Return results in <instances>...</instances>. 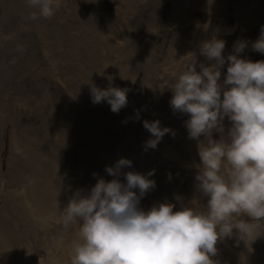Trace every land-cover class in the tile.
<instances>
[{
  "label": "rangeland",
  "instance_id": "obj_1",
  "mask_svg": "<svg viewBox=\"0 0 264 264\" xmlns=\"http://www.w3.org/2000/svg\"><path fill=\"white\" fill-rule=\"evenodd\" d=\"M157 1L61 0L52 18L33 21L34 9L25 0H0V264H68L72 255L60 244L65 238L74 240L79 225L66 228L62 210L77 189L87 195L99 178L112 180L105 168L120 158L132 161L122 173L147 176L154 170L148 178L156 187L141 198L143 210L169 199L174 211L187 204L206 211L208 198L197 190L195 179L201 163L198 141L188 138L184 125L188 115L173 112L168 87L190 65L196 63L200 71V64L213 63L200 55L199 46L214 35L226 42L225 57L235 54L234 44L244 40L248 45L239 57L264 60V53L252 50L264 26V0H164L162 8H155ZM193 11L207 16L192 19ZM143 18L146 23L157 22L136 31ZM169 24H173L167 29L170 35L156 34L155 25ZM130 38H138L141 47L125 43ZM134 63L145 67L141 74L151 80L159 71L168 75L169 81L160 82V93L145 98L143 91L133 93L144 87L136 84L135 70L140 68H132ZM227 66L226 60L220 83ZM108 76L113 77L111 82ZM93 84L131 90L128 132L121 129L123 108L112 114L106 101L109 109L93 104ZM148 88L153 89L152 82ZM97 110L115 118L107 136L113 154L107 159L101 157V144L91 137L105 121ZM145 120H159L161 128L176 135L165 134L155 149L145 151V142L154 139L143 126ZM230 127L225 117V138ZM220 136L213 131V139ZM119 179L126 183L123 175ZM233 233L218 242V254L212 259L219 264H264V236L251 244L250 252L243 241L237 243L236 229Z\"/></svg>",
  "mask_w": 264,
  "mask_h": 264
},
{
  "label": "clouds",
  "instance_id": "obj_2",
  "mask_svg": "<svg viewBox=\"0 0 264 264\" xmlns=\"http://www.w3.org/2000/svg\"><path fill=\"white\" fill-rule=\"evenodd\" d=\"M25 2L34 9L30 12L33 21L50 19L61 7V0ZM225 43L215 35L202 41L200 55L213 63L200 64V71L196 63L190 65L168 87L173 93V112L188 115L184 121L188 138L198 141L201 163L195 179L197 190L208 198L206 211L191 206L174 211L175 205L167 202L143 210L141 198L156 187L148 178L154 170L147 176L122 173L132 161L120 158L105 168L112 180L99 178L87 195L77 189L62 210L66 228L79 225L71 264H219L212 259L218 254L217 244L231 238L234 229L237 243L243 241L250 252L251 244L264 236V60L240 58L248 45L244 40L234 44L235 54L225 57ZM252 50L264 53V26ZM226 60V77L220 83ZM107 79L111 82L113 77ZM129 91L93 84L92 102L106 101L118 114L128 104ZM225 117L231 122L227 138ZM143 126L154 137L145 142V151L155 149L165 134L176 135L170 128H161L159 120H145ZM214 130L221 134L219 140L213 139ZM121 175L126 183L120 181Z\"/></svg>",
  "mask_w": 264,
  "mask_h": 264
},
{
  "label": "bare ground",
  "instance_id": "obj_3",
  "mask_svg": "<svg viewBox=\"0 0 264 264\" xmlns=\"http://www.w3.org/2000/svg\"><path fill=\"white\" fill-rule=\"evenodd\" d=\"M177 1H180V0H177ZM164 0H158L157 3H156V6L155 8H162L164 5ZM204 16H207V13L206 12H203V13H200L198 11H193L191 14H190V18L192 19H203ZM157 21H154L152 23H146L144 21V18L140 20L139 24L136 26V31H143V30H146V26H148L149 24H156ZM133 27H134V24H133ZM156 31V34L157 33H161V34H164L165 36H167L168 34L170 35L171 31L170 30H167V29H173V24H169L168 26H165V27H162L161 25H155V28H154ZM147 32V31H146ZM157 36V35H156ZM143 37H146V35H143ZM148 37L150 39H153L155 38L154 35H148ZM139 39L138 38H135V39H126L125 43H128L129 45H132L134 43V45L138 46V47H141V44L139 45ZM153 58L155 62H157V59L156 58H159V56H154ZM153 60V59H152ZM132 68H140V69H136L135 70V73H136V76H137V82L136 84L139 85V84H144V87H141V86H138L136 89L133 90V93H136L138 90L143 91V98L147 97V96H150V97H154L156 95V93H160L163 88L162 86L160 85V82L162 80L164 81H169V77L168 75L166 74V76L163 73V71H159V73L151 80L150 79V76H146V75H142V73H144L146 71V68L145 67H142V66H139L137 63H134L133 65H131ZM166 80H165V79ZM149 82H152L153 83V89H150L148 88V83ZM72 88V86H70ZM74 91V90H73ZM72 93V92H71ZM75 93V92H73ZM131 93V90L127 93V96H129ZM76 94H74L75 96ZM97 107L99 108H102V109H109L108 105L106 102H101L100 104H96ZM89 107L91 108L90 110L91 111H95L93 109V106H90ZM99 111V110H97ZM100 112V115L105 119V121L103 123H100L98 125V127L94 130V135L91 136V137H94V139H97L95 140L97 143L101 144V147H102V150H101V157L102 158H109L112 156L113 154V149L112 147L110 146H107L109 144H107V136L110 135L112 133L111 129H112V122L115 120L114 117H112L110 114V116L104 112V111H99ZM112 112V111H111ZM113 114V112H112ZM130 115H131V112L130 110L128 109V106L124 107L123 108V111L120 112V117L122 118L123 122L125 123V119L126 117L128 119H130ZM117 120H120V119H117ZM121 121V120H120ZM123 123V124H124ZM121 125V129L123 128V132H128V124L127 122L124 124V125ZM130 124V123H129ZM131 130L133 131V129L131 128ZM121 132V130H120ZM122 132V133H123ZM167 203H171L170 200L168 199L167 200ZM186 206H189V204H187ZM39 234V233H38ZM39 235H42V234H39ZM78 239V236L74 239V240H71L69 238H65L63 240V242L60 244V246H63L64 248V251L66 252L67 250L69 251V253L71 255H73V250H72V244L74 241H76ZM71 261H67L68 264H70Z\"/></svg>",
  "mask_w": 264,
  "mask_h": 264
}]
</instances>
